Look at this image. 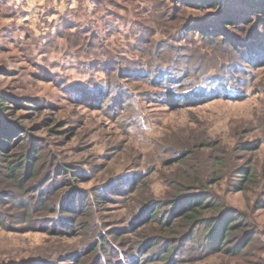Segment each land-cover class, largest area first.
Returning a JSON list of instances; mask_svg holds the SVG:
<instances>
[{
    "label": "rangeland",
    "instance_id": "374dc122",
    "mask_svg": "<svg viewBox=\"0 0 264 264\" xmlns=\"http://www.w3.org/2000/svg\"><path fill=\"white\" fill-rule=\"evenodd\" d=\"M239 1L230 6L240 11ZM175 7V0H0V97H10L5 102L10 108L1 115L42 139L49 158L54 159L50 176L57 182L54 187H59L52 201H44L39 208L4 207L0 264H104L98 255L106 247L103 243L110 241L108 232L126 227L137 209L133 198L139 193L129 192L130 184L141 186L139 192L152 188L157 197L164 196L166 180L195 165H207L203 155L199 164L186 167L179 161L185 147L199 148L202 143V151L211 149L219 157L231 151L239 164L251 161L259 172L264 170V144L257 143L264 141V50L252 60L240 46V56L246 61H237L236 54L221 44L227 39L244 45L251 38L264 45V26L257 22L262 17L264 23V13L246 12V23L216 28L219 35L207 39L206 45L201 37L192 36L190 43L187 37H177L182 25L191 21L201 19L197 23L207 26L204 22L209 21L211 9L180 5L185 13L172 21L173 11L178 15ZM158 58H172L165 68L189 72L191 80L183 96L193 89H205L201 78L207 76V86L210 76L221 70L231 82L217 83L218 94L173 98L149 73L164 65L155 63ZM130 67L141 68L142 77H130ZM105 83L116 87L105 91ZM226 86H240V96L222 95ZM15 152V148L10 150ZM65 165L85 167L89 172L88 177L85 172L80 174L85 181L78 183V189L68 190L65 184L70 180L60 182L66 180L58 175ZM3 167L0 162V193H7L9 176ZM39 177L30 194L10 192L2 204L17 200L14 205H20L21 197L38 196L42 174ZM218 184L227 186L226 180ZM78 191L82 205H93L92 211L79 206V213L90 214V220L83 223L86 220L81 216L75 227L64 229L63 216L50 212L52 203L62 204ZM95 193H109L110 198L96 201ZM254 195L252 190L246 195L229 193L225 198L234 208L243 209L253 207ZM25 210V218H19ZM252 221V227L261 232L252 248L264 257V208L253 213ZM128 233L123 235L131 245L124 251L139 243L133 244ZM248 252L255 255L252 249ZM73 254L82 259L70 260ZM118 259L111 261L120 264ZM130 262L158 264L148 262L146 254L144 262L134 263L133 258ZM198 264L248 263L212 256Z\"/></svg>",
    "mask_w": 264,
    "mask_h": 264
},
{
    "label": "trees",
    "instance_id": "16d2710c",
    "mask_svg": "<svg viewBox=\"0 0 264 264\" xmlns=\"http://www.w3.org/2000/svg\"><path fill=\"white\" fill-rule=\"evenodd\" d=\"M234 1L175 0L176 7L174 10H177L178 15L176 11L175 14L173 11L172 21L181 18L182 14L185 13V7H178L180 5H191L196 9L202 10L211 9L209 21L204 22L208 24L207 26H200L201 24L197 23L201 19L191 21L187 25L184 24L178 33L181 36L177 37V39L187 37V42L190 43L192 42L190 41L192 36L195 38L201 37L207 45L209 42L207 39L213 40L214 36L219 35L220 32L216 28L237 27L239 22H245L249 12L251 15H256L255 13L258 12L264 13L263 1L241 0L239 1L240 11H237L238 9L233 7L234 5L230 6V3ZM246 12L248 13L246 14ZM258 18V26H264L262 17ZM230 41L232 40H224L221 43L222 47L231 53H235L237 61H246L245 57L240 56V46L243 49L245 48L246 54H251L252 60L257 58L264 50V45L259 40L252 41L250 38L246 43H243L245 47L242 43ZM261 58L264 59V57ZM171 61L172 58H158L155 63L164 65L158 66V69H151L149 73L153 74L154 82L165 91V94L170 93L173 98L182 97L181 99H187L184 98L185 96L188 98H191V96L192 98H199V96L207 95L213 91L214 94H218L217 92L220 90L215 91L217 83L225 86L231 82L225 79L224 70H221V72L210 76L211 80L207 85L208 87L204 84V78L207 76H204L201 81L202 86L206 87L205 89L194 86V88L198 89L190 90L192 94L183 96L182 91L185 84L187 80H191L188 77L189 72L184 69L180 73L179 70L172 66L165 68V63L170 64ZM101 64L104 65L105 62ZM127 69H129L127 71L130 77H142L139 74L143 71L141 68L130 67ZM143 76H146V74ZM105 84L103 87L105 91L116 87L112 84ZM225 88L226 91L221 94L224 95L226 93L227 98H238L241 94L238 95L237 93V88H240V86L234 88L226 86ZM8 100H10L9 95L0 97V162L4 164L3 168L9 176L7 181L10 183V190L7 193H0V207H2L0 209V217L4 215V207L6 205H11L15 208H18V206L21 208L28 206L39 208L44 201H52V196L59 189V187H54L57 184L54 181L55 177L51 178L50 176L54 159L49 158V150L44 146L42 139L32 135L31 130L26 126L8 119L4 120L5 117H2L1 113L10 108L9 105L5 104ZM165 102L167 101L165 100ZM262 114L264 115V111ZM260 142L264 144L262 139L257 143ZM214 144H217V141L206 145V147L211 148ZM249 146L246 145V147ZM202 147V143L199 148L185 147V151L180 155L179 161L188 167L193 163L197 164L196 161L199 164L203 160V155H206L207 165H198L199 167L195 165L192 169L179 171L175 179L166 180L168 189L164 196L157 197L152 188L139 192L141 186L135 188L130 184L129 192L139 193L137 197L133 198L137 209L128 225L119 229V233L116 232V229L112 231L110 229L108 232L110 241L103 243L106 247L98 255L99 259L104 260V264H115L114 260L118 258L120 264H132L130 262L131 258L134 259V263H142L144 262V254H146L148 262H157L158 264H198L212 256L243 259L248 264H264L263 255L261 256V253L257 255L256 249L252 248L261 237L260 230L252 227V217L255 211L264 208V170L259 172L256 165H253L251 161L239 164L238 158L231 151L227 152L226 156L219 157L211 154L213 153L211 149H207V152L202 151ZM259 147L260 144L256 145L252 150L255 151ZM12 148H15V153H10ZM62 168L58 175L66 179L60 182L70 180L65 184L68 190L74 187L78 189V183L85 181L80 176L83 172L87 176L88 171H86L85 167L77 166L74 168L70 165H65ZM53 172L55 176L56 173L55 171ZM40 174H42L40 182L42 186L38 196L21 197L20 205H14L17 200L4 203L5 205L2 204L3 199L7 200L10 196V192L14 195L19 194L21 191L30 194V189L34 188L32 184L40 181ZM225 180L227 189L218 184L219 181ZM252 190H255L253 207L234 208L225 198L229 193L246 195ZM95 194L96 201L100 198L104 200H108V197L110 198L109 193L105 194V196ZM79 195H81L80 191L77 194L68 196L62 204L56 201L52 203L50 212L63 216L60 221L66 222L62 225L64 229L65 226L75 227L77 218L81 216L84 217L82 220H86L83 223H88V220H90V214L79 213V210L80 208H86L88 211H92L93 205H82L84 201H81L82 199L79 198ZM33 198H36V200L31 204L30 200ZM25 213L26 210L22 211L19 218H25ZM145 215L147 217L143 219ZM0 222L4 224L3 221ZM14 223L15 221L11 224ZM53 223L56 224L55 222ZM25 228L28 227H23L22 229ZM140 229L142 231H139ZM128 232H131V242L136 244L138 241L139 243L128 247V250L124 251L127 245H131L129 241H125V236L129 234ZM125 233L126 235H123ZM53 234L58 235L61 232L54 231ZM104 235H106V232ZM248 249H252L255 255H250ZM106 251L108 253H105ZM77 258L82 259L81 256L73 254L70 260L79 262ZM111 259L114 260L111 261Z\"/></svg>",
    "mask_w": 264,
    "mask_h": 264
}]
</instances>
